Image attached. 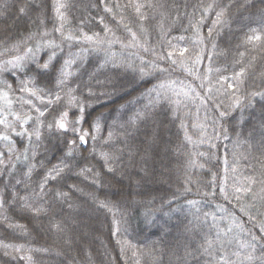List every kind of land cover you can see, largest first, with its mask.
Returning <instances> with one entry per match:
<instances>
[{"label": "trees", "instance_id": "obj_1", "mask_svg": "<svg viewBox=\"0 0 264 264\" xmlns=\"http://www.w3.org/2000/svg\"><path fill=\"white\" fill-rule=\"evenodd\" d=\"M58 2L66 5L64 21ZM136 4L151 6L137 13ZM254 34L261 40L249 43ZM202 53L209 73L201 87L189 68ZM16 57L22 67L0 71V93L12 102L0 114L11 122L12 112L30 115L25 127L31 131L37 118L42 127L30 143L0 126L10 136L0 140V264H210L205 238L215 242L213 255L248 264L241 244L255 243L264 223V97H250L264 92V0H0V66ZM229 83L237 85L235 96ZM25 84L37 96L22 91ZM193 84L186 97L167 95ZM236 97L241 106L230 110ZM80 107L77 127L89 133L87 144L77 133L46 127L64 111L75 121ZM101 152L115 156L112 171ZM57 166L63 171L45 182ZM246 178L257 181L252 195L226 200L221 189L247 187ZM260 245L264 240L257 254Z\"/></svg>", "mask_w": 264, "mask_h": 264}, {"label": "snow or ice", "instance_id": "obj_2", "mask_svg": "<svg viewBox=\"0 0 264 264\" xmlns=\"http://www.w3.org/2000/svg\"><path fill=\"white\" fill-rule=\"evenodd\" d=\"M149 6H151V5L136 4L135 5V9H136L137 13H140L141 8L149 7ZM65 7H66V5L64 3H62V2H58L56 4L55 11H56L57 17L61 21L65 20V15L61 11V9H64ZM106 10L109 11V12L112 11L111 8H107V7H106ZM207 10L208 9H205V11H207ZM19 11L20 12H24V9L21 8V9H19ZM222 14H223L222 12L217 13V21H219V19H220ZM146 19H147V17L144 16L143 14H141V20H146ZM62 28H63V24H61V28H58L56 30L60 31ZM141 29H142V31L146 32V30L143 29L142 25H141ZM127 30L129 32H131L130 28H128ZM211 33H212V29H209V36H211ZM44 35H47V33L45 32ZM131 35H132L133 39H136V33L135 32H131ZM31 38H32V36L30 35L27 39H31ZM72 38L73 37L70 36V35L67 37V39H72ZM85 39L91 41L93 39V37L86 36ZM260 40H261V36L260 35H255L254 34V35L248 37V42L249 43H252L254 41H260ZM50 46H51V42H50ZM213 47H215V45H213ZM27 51L29 53H31V52H33V49L32 48H28ZM187 52H188V49L184 48L182 51H180L179 56L180 57H184V54L187 53ZM173 55H174L173 52L166 53V57L169 58V59H171ZM240 56L242 58L244 56V53H240ZM51 59H52V57H49V61H51ZM160 59H165V56H161ZM21 60H22L21 57H16L14 61H11V60L7 61V64L5 66H0V71L6 70L7 65H11L13 68L22 67V65L20 63ZM171 62L173 64H176L177 60L173 59ZM200 62H201L200 61V56L197 55V57L195 59V63L199 64ZM66 63H71V61H68ZM180 63L182 65L183 64V60H181ZM237 63H242V60H238ZM39 67L42 70H47L49 68V63L46 62L43 65H39ZM161 71H165V70L162 69ZM140 73H141L142 76L150 74V73L145 72L144 68L140 69ZM244 73H245V69L243 67H241L240 71L235 73L234 79L236 81L242 82V77L244 76ZM190 74H193V73L190 72ZM66 77H67V74L63 70H61V76H60V78H58V84L63 85L65 83ZM196 78L200 79L199 76H197ZM223 79H227V78H223ZM165 86L166 85L161 84L159 87L160 88H164ZM202 86L203 85H201V87ZM7 87L11 88V85H7ZM228 88L231 89L232 95L235 96V93L238 90L237 89V85L235 83H229L228 84ZM21 90L24 91V92L29 93L31 96H37L36 91H34L33 88L28 87L27 84L23 85ZM71 91L72 90H69V93H68L69 103L70 104H72L76 100V98L71 95ZM190 91L191 92H195V89L194 88H190ZM208 91L211 92L212 89L209 88ZM184 94L186 96L188 95L187 92H185ZM2 95H3V98L7 101V103L9 105H11V103H12L11 100L7 99V96H8L7 92H3ZM256 96L264 97V92H252L250 94V97H256ZM37 98L38 99H42L40 97H37ZM55 99L58 101V100L61 99V97L59 95H57L55 97ZM204 102L207 103V101H204ZM29 103H30V101H29ZM48 103H52V101L49 100ZM241 103H242L241 99L239 97H236L233 100V103L229 106V109L231 110V109L239 108L241 106ZM216 107L219 108L220 105L217 104ZM36 111L40 113L41 117L44 115V112H41L40 109L37 108ZM79 111L81 113V116L79 118H77L73 122H69L67 120L68 113H67V111H64V112L60 113L59 117L57 119H55L53 123L47 124L46 127L49 130H51L52 128H56L58 131H63V132L72 131L73 133H77L78 134V139L80 140V142L84 143V144H87L88 141L86 139V136H88L89 133L84 132L83 134H79L80 130L77 127V125L81 124L82 121H83V111H84L83 107H80ZM10 115H12L14 117V122L9 121L6 117H4L2 114H0V126H3L6 132L11 131V132H15V134L17 136H19V137H26L30 143L32 142L33 137H35L36 141L40 140L42 124L40 123L39 118H37L36 126L33 127L31 131H29V128L25 127V125H28L29 121H31L33 119L30 115H21L20 113H15V112L10 113ZM219 115H220V117H224V116L227 115V112L222 111V112L219 113ZM70 123H71V127H70ZM17 127H19L20 131H16ZM93 128L95 129L96 132H99V123H98V121L96 123H94ZM92 138H93V140H95L96 137L93 136ZM225 138H227V137L225 136ZM112 139H113V134L110 132L109 135H108V140L111 141ZM0 140L10 142V136L8 134L0 133ZM71 143L74 145V144H76V141L73 140V141H71ZM12 150L13 149L10 147L9 151H12ZM4 155H5V153H0V157H2ZM99 155H100L101 159H103L105 165H109L108 170L112 171L113 169L110 166V161L115 159V156L113 154H110V153H107V152H101V153H99ZM25 158H27V157H25ZM0 162H2V161H0ZM225 163L227 164V160H225ZM200 167H203V165H200ZM29 171H31V169ZM62 171H63V169L60 168L59 166L53 168L46 175L45 182L49 178L55 179L56 176L60 175V173ZM83 171H87V172L91 173L92 169L91 168H87V169H84ZM246 179L248 180V186L247 187H243V186L236 187L234 185L233 186L234 191L231 194L228 191H225L224 189H221V192H222V195L224 196V198L226 200H228L229 199V195H231L237 201H240L241 197H240L239 194H241V193L248 194V195L251 196L252 195V187H251V185L255 184L257 181L254 178H246ZM39 189H40V193L42 194L44 192V185L41 184L39 186ZM186 191H190V189H186ZM214 194L215 193H213V195ZM189 203L194 205V204H196V201H190ZM2 205H3V200L0 199V207H2ZM24 206L25 207H30V205H28L26 199H25ZM101 206L107 207V204H105L104 202H101ZM247 207L250 208L251 205H249ZM31 210H33L36 213H40V212L45 211L42 208H35V209H31ZM239 210L242 213H244L245 215H248L249 219H254L253 217H251L249 215V212L246 210V207H240ZM213 219H215V217H213ZM228 231H231V228H229ZM258 231L261 233L260 237H256L254 235L252 236V241H255V243L249 242V243H246V244H241V248L244 250L243 259L245 261H247L248 264H264V245H260L259 246V254H257L258 253L257 245L259 244L260 240H264V223H261L259 225ZM219 238L220 237H219V232H218L217 233V239H219ZM121 243L124 246H129L126 241L121 242ZM4 247L5 248H12L13 251L16 252V253H19V252L22 251L21 247H16V246H12V245H4ZM132 247H134V246H132ZM201 247L203 248L204 254L208 255L211 258L210 264H233V262L230 260V258H228L225 255L221 254V252H219V251H216L215 255H213V250L215 248V242L213 240L205 238V243L203 245H201ZM222 247H223V245H221V248ZM122 251H123V247H122ZM6 254H10V253H6ZM132 255L136 256V252L133 251ZM233 255L236 256L237 259L240 258V253L239 252L233 253ZM21 258L22 259H26V260H31L30 256H24V257H21ZM137 264H138V261H137Z\"/></svg>", "mask_w": 264, "mask_h": 264}, {"label": "rangeland", "instance_id": "obj_3", "mask_svg": "<svg viewBox=\"0 0 264 264\" xmlns=\"http://www.w3.org/2000/svg\"><path fill=\"white\" fill-rule=\"evenodd\" d=\"M200 63L196 64L195 61L193 62V65L191 66V68H189L190 70H194L191 73H193V75L195 77L199 76L200 79L195 78V80L197 82H199L200 85H203L202 83V79H206L207 75L209 73L208 69L203 70L202 65H203V59H204V53L200 54ZM195 87V84H193V88ZM192 87H187L185 88L184 92H179L177 90H170L167 92V95H175L177 97H179V95H183L185 92H187L189 94V90ZM188 96V95H187ZM184 97H186V95H184ZM7 107V101L3 98L2 93H0V112H2L4 109H6Z\"/></svg>", "mask_w": 264, "mask_h": 264}]
</instances>
